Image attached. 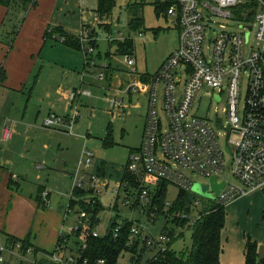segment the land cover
<instances>
[{"label": "built area", "instance_id": "1", "mask_svg": "<svg viewBox=\"0 0 264 264\" xmlns=\"http://www.w3.org/2000/svg\"><path fill=\"white\" fill-rule=\"evenodd\" d=\"M247 4L257 5L254 14H233L235 9ZM168 15L175 18L178 27L179 46L176 52L149 81L143 84L135 81L125 90L118 89L106 98L109 110L116 112L126 107L124 95L132 97L146 93L149 97L142 142L140 148L130 154L127 165V171L138 177L142 186L135 189L127 183H116L110 189L109 182L93 172L96 156L87 148L73 174L71 199L75 191H87L90 193L89 206L94 210L102 193L109 190L119 199L122 193L123 204L131 210L141 209L142 215L147 218V224L142 220H128L132 223L128 244L132 251L121 256V259L125 256L129 259L128 264H152L173 251L172 233L177 235L182 232L175 227V222L185 221L195 225L203 217L202 211L192 214V205L188 211H176L173 210L174 204L166 202L160 210L153 204L158 193L154 181L194 193L195 185L206 186L197 178H206L210 180L207 186L208 192L213 195L211 200L215 202L214 206L220 207L264 193V0H178ZM236 17L242 23L240 33L228 32L224 25L218 27L215 22V18ZM97 18V22H101ZM90 35L87 30L80 36L86 66L95 52L88 40ZM60 42L63 43L64 38ZM125 58L128 68L136 73V60ZM184 76L187 80L182 92H179ZM243 76L248 78V91L244 112L240 115ZM104 78L102 75L101 80ZM205 90V95L211 97L212 102L222 103L226 99V123L224 119H217L215 123L209 118L192 115L198 96ZM91 95L90 91L81 88L70 92L67 100L72 109L71 116L50 115L44 120L43 127L48 130L66 128V133L73 135V128L80 118L79 101ZM159 101L167 118L166 127L157 114ZM217 126L226 132L225 145L221 143L222 135ZM13 135L10 127H3L0 142L12 140ZM14 179L17 180V176ZM213 180L222 186L218 195L213 190ZM42 196L46 201L49 193L45 192ZM199 204L196 201L194 207ZM92 216L81 212L79 223L71 230L77 249L76 257L67 259L69 264H78L88 249L90 238L101 237L95 229L98 224L93 225ZM160 217L164 225L155 234L153 228ZM122 224L119 221L115 228V238H118ZM62 246H66V240L58 246V252L62 251ZM133 250H137L136 253ZM32 252L31 247L20 241L0 242V264H9L6 256L25 260ZM83 264H88L87 260ZM119 264H123L121 260Z\"/></svg>", "mask_w": 264, "mask_h": 264}, {"label": "rangeland", "instance_id": "2", "mask_svg": "<svg viewBox=\"0 0 264 264\" xmlns=\"http://www.w3.org/2000/svg\"><path fill=\"white\" fill-rule=\"evenodd\" d=\"M167 1L115 0V6L110 16L100 19L101 22H97L98 0H67L66 4L71 6L69 11L77 12V14L83 12L85 27L92 34L88 40H90L92 47L95 48V52L91 56L85 71L82 66L80 69H73V71L69 72L70 76L74 78L75 89L82 87L81 89L90 91L92 94L89 99H86L87 101L84 99L81 102L82 106L79 108L80 118L74 130L76 137L58 132L63 136L53 139L51 142L52 149L49 152L51 160L54 164H57L59 169H66V173L58 172L53 177L51 181L53 187L48 186L53 194V198H55L62 209H64L63 207L66 203L68 204L67 201L70 199L73 191L74 182L72 177L69 178V174L73 169L75 171L77 170L85 147L96 154L98 161L111 163L120 168L128 164L131 151H136L140 148L144 123L149 107L148 95L146 93L141 95L134 94L132 97L124 95L126 107L124 110L116 112L109 110L106 98L113 95L114 91H118V89L125 90L129 84L135 81L143 84L148 78L154 77L163 64L178 49L179 33L175 18L167 17L166 14L158 15L156 12V6L158 4H165ZM66 4L64 5L66 6ZM140 4L144 5L142 32L131 29V17L128 14L129 7ZM17 10H21V14H26L23 9L11 11L17 12ZM215 22L218 27L224 25L226 27L225 30L228 32H241L240 26L242 23L238 17L235 19L215 18ZM108 27L109 30H107ZM254 35L255 33L251 37V45L254 41ZM110 38H113V40L110 41ZM126 40L132 41L135 46V53L132 58L136 60V73L128 68L125 63V56L119 54L118 47L115 45L118 42H124ZM87 48L88 44L86 43ZM91 60L94 64H92ZM45 69L46 75H54L58 79H61L67 74L62 67L58 66L47 67ZM102 75L105 77L103 80H101ZM186 80L187 77L184 76L183 83L179 86V92H182ZM206 91H203L198 96L192 110V115L209 118L215 123L217 119H224L226 123V99L224 98L222 103L212 102L211 97L205 95ZM247 91L248 78L243 76L241 80L240 115L244 112ZM157 114L164 123V127H166L167 118L164 114L161 101L157 105ZM7 119L8 117L6 115H0V123L4 120L7 122ZM38 123H41V125H38V128L39 126L41 128L39 130L49 132L43 127L42 122ZM1 126L0 130L5 125ZM217 129L220 130L222 135L221 143L225 145L227 141L226 132L218 126ZM107 136L111 137L114 143L113 146L105 145L104 139ZM61 141L64 143L63 150L58 149V146L55 147V143ZM47 143L49 141L45 142V145ZM102 163L98 162L96 164ZM228 165H230V161ZM43 180L47 182L50 179L44 175ZM106 180L110 184V189L115 187L116 182ZM197 180L206 186L210 185V180L206 178L199 177ZM187 193L190 195L189 198L191 201L184 205V210L189 209L190 205H192V214H196L197 211L204 212L209 207L215 205V202L211 199H206L195 192ZM180 194L181 190L178 187L168 185L167 202L172 204L176 203L181 199L179 198ZM88 199H90V196H88ZM98 199L103 210L97 215L99 224L95 229L101 237L107 235L114 220H142L146 224L148 223L147 218L142 215L141 209L131 210L123 204L124 197L122 193H120V199L117 202L116 197L109 190L102 193ZM248 199H242L225 208L226 225L222 232V247L224 253L221 258L223 264H239L243 251V240L249 236L252 237L253 233H256L261 225L264 226V215L261 222V207H250ZM196 201H199L200 204L194 207ZM116 204L117 206H115ZM83 211L88 212L89 210L84 209ZM83 211L78 206L69 214V219L66 224L68 228L74 227L79 222V214ZM91 220L94 221V216L91 217ZM163 225L164 220L160 217L153 228L154 233L158 234ZM192 236V230L188 229L185 231V237L173 245V251L180 254L190 249L192 247ZM70 248L72 249V253L67 252L63 257H76L77 246L73 240ZM121 262L128 264L129 259L125 256L121 259ZM38 264H41V262ZM47 264L59 263L53 258H48Z\"/></svg>", "mask_w": 264, "mask_h": 264}, {"label": "crops", "instance_id": "3", "mask_svg": "<svg viewBox=\"0 0 264 264\" xmlns=\"http://www.w3.org/2000/svg\"><path fill=\"white\" fill-rule=\"evenodd\" d=\"M66 3L67 0H41L26 14H21V10L12 12L0 7V75L4 76L0 83V115L8 117V121L4 120L0 126H8L14 133L12 140L0 142V242L14 239L28 242L27 245L33 249L25 260L6 256L9 264H47L48 258L59 264H69L67 259L71 256H63L67 252L72 253L70 244L72 240L76 242L71 234L73 227L66 225L69 214L73 212L71 198L62 209L48 188L53 187L51 181L58 172L66 173V169H59L51 160V142L63 136L58 132L70 134L66 133V128L46 129L49 132L39 130L40 126L38 128L41 125L38 122L43 124L50 115L71 116L67 96L72 90L82 87L74 88V78L69 72L82 66L84 71L87 68L82 50L60 42V32H66L82 45L81 33L88 30L83 12L69 11L71 6ZM96 21H99L98 18ZM49 29H52V35H46L50 33ZM54 66L62 67L67 74L61 79L46 75L45 68ZM84 99L89 98H81L79 108ZM75 127L70 136L76 137ZM47 141L49 143L45 145ZM57 146L63 150L64 143H55ZM95 158L94 173L99 165L96 163H107ZM74 171L68 173L69 178L73 179ZM44 175L50 180L45 182ZM14 176L18 179L15 180ZM45 192L49 193L46 201L42 196ZM248 198L245 199H248L250 207H261L262 222L264 193ZM250 238L258 245L260 260L264 261V226L261 225ZM63 240H66V246L58 252L57 248ZM246 240H243L239 264H245Z\"/></svg>", "mask_w": 264, "mask_h": 264}, {"label": "trees", "instance_id": "4", "mask_svg": "<svg viewBox=\"0 0 264 264\" xmlns=\"http://www.w3.org/2000/svg\"><path fill=\"white\" fill-rule=\"evenodd\" d=\"M40 1L41 0H0V7L8 8L10 11L23 9L25 12H29L31 9L35 8ZM177 1L178 0H168L165 4H158L156 6L157 14H166L168 17L170 8L176 5ZM98 3L99 9L97 17H99V19L109 17L113 7L115 6V0H98ZM256 8V4H247L235 9L233 14H254ZM128 14L131 17V29L142 32L141 28L143 26L144 5L140 4L129 7ZM51 30L49 29L50 33L48 32L46 35H52L53 32ZM107 30H109V27ZM71 36L72 35L66 32H60L59 35V37L64 38V44L81 51L82 45L77 39ZM115 45L118 47L120 55L125 57L134 56L135 46L132 41L126 40L124 42H118ZM3 79L4 76L0 75V83L3 82ZM147 81H149V78ZM104 142L106 146L114 145L110 136H107V138L104 139ZM133 152L134 151H131V154ZM127 165L120 168L112 164L109 165L107 163H102L97 165L95 174L101 179H108L122 184L127 183L131 188L140 189L142 186L140 179L127 171ZM154 184L157 186L158 193L153 200V204L160 210H163L165 203L167 202L168 184L160 181H154ZM88 196H90V193L87 191H75L74 197L70 202V208L72 211H74V209L78 206L81 207L82 211L84 209H88V212L94 216L93 225L96 226L99 224V221L96 222V220H98L97 215L103 210V207L97 198V203L94 207L95 209L93 210L92 207L89 206ZM189 196L190 195H188L187 192L181 191V194L179 195V198L181 199L174 203L173 210L183 211L184 205L191 201ZM118 200L119 198H116V202ZM115 206H117V204ZM225 208L226 207L214 205L209 207L208 210L202 212L203 217L195 225H191L189 222L185 221L175 222V227L182 232L177 235H175V232L172 233V246L178 240L183 239L185 237V231L190 229L193 234L192 247L180 254L175 251H170L168 254L160 257L152 264H221V256L223 254L222 232L226 225ZM186 211H188V209H186ZM121 221L123 224L118 238L114 237V230L118 226L119 221L114 220L106 236L99 237L97 239H89L88 249L83 254V257L79 259L78 264H83V261L85 260H87L88 264H97L99 261H104L105 264H119L121 256L125 252L132 251L128 246L131 236L132 223L124 219ZM176 228L174 230H176ZM8 240L12 243L19 242L14 239ZM246 241L244 251L245 264H264V261L260 260L258 254V245L254 243L250 237H247ZM23 243L26 245L28 244V242ZM75 243L77 244V242ZM136 251L137 250H133L134 253H136Z\"/></svg>", "mask_w": 264, "mask_h": 264}, {"label": "water", "instance_id": "5", "mask_svg": "<svg viewBox=\"0 0 264 264\" xmlns=\"http://www.w3.org/2000/svg\"><path fill=\"white\" fill-rule=\"evenodd\" d=\"M212 182H213L212 184L213 190L215 191L216 195H218L220 188H222V186H218L214 180ZM208 191H209V186L195 185L193 187V192L203 196L204 198L212 199L213 195L209 193Z\"/></svg>", "mask_w": 264, "mask_h": 264}]
</instances>
